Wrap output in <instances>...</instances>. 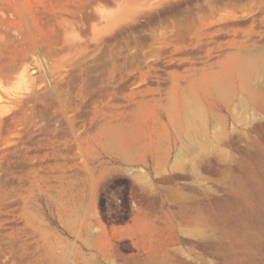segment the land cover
Segmentation results:
<instances>
[{
	"label": "rangeland",
	"instance_id": "374dc122",
	"mask_svg": "<svg viewBox=\"0 0 264 264\" xmlns=\"http://www.w3.org/2000/svg\"><path fill=\"white\" fill-rule=\"evenodd\" d=\"M84 1L0 0V264H264V0L129 7L99 48L68 52L55 18L78 46ZM230 55L261 74L206 111L191 70ZM95 107L125 111L110 118L125 155L101 144Z\"/></svg>",
	"mask_w": 264,
	"mask_h": 264
},
{
	"label": "bare ground",
	"instance_id": "6f19581e",
	"mask_svg": "<svg viewBox=\"0 0 264 264\" xmlns=\"http://www.w3.org/2000/svg\"><path fill=\"white\" fill-rule=\"evenodd\" d=\"M58 1V0H57ZM106 1V4H102L101 1L99 0H85L84 3H85V6H82L85 7L84 8V11H88V15H86L85 13V16L83 15V13H81L84 18L86 17V19L88 20V22L84 21V23L86 22L88 24V28L84 27L86 30L88 29V32L85 33V30H83V35L85 36L86 34V37L84 38L83 35H81L80 37H83L82 39H79V37L76 36L77 40L81 41L80 44L78 46H76L77 44L75 43L74 39L72 37H74L75 33H69L67 31V24H69V28H71V26L73 25V19L71 20H68V18H64L65 17V14H64V17L63 14L61 16V13L59 14V16L61 17H57L55 18V23L54 24L57 28L61 27V32H59L58 34V38L56 39L57 42H59V46H60V42L62 41H66L65 42V45H66V48L68 50V52H72L73 49L76 51L77 50V47H79L80 49L82 50H88L89 49V45H91L92 43V46H95L97 43L99 44L103 37L106 36L107 34L110 35L111 31H113L114 29H116L119 25L121 26V23L125 20V15H126V12H127V8L131 7H135L136 9V12L137 10H140L141 7H145V6H151L153 3H160L161 2L163 3L162 0H111V5L109 4V2L107 0H104L103 3H105ZM166 1L165 3H167V0H164ZM187 1V0H186ZM79 2V1H78ZM135 2V4H134ZM238 2V0H237ZM239 3V2H238ZM221 5V4H220ZM109 6H112V9L109 7ZM233 6V5H232ZM251 6V5H250ZM59 7V6H58ZM68 7V6H66ZM65 7V8H66ZM82 7V9H83ZM189 7V6H188ZM205 7V6H204ZM239 7V6H238ZM75 8V7H74ZM74 8L72 10H74ZM77 8V7H76ZM79 8V7H78ZM77 8V10H78ZM152 8V7H151ZM154 8V7H153ZM203 8V6H202ZM134 9V10H135ZM142 9V8H141ZM191 9V8H190ZM205 9V8H203ZM59 10H61L62 12L66 13L67 11L64 10V9H60L59 7ZM224 10V9H223ZM70 11V10H69ZM80 11V9H79ZM83 12V10H81ZM85 11V12H86ZM222 11V10H221ZM231 11V10H230ZM233 11V10H232ZM197 12V11H196ZM68 13V12H67ZM139 14L141 13L138 12ZM143 13V11H142ZM141 13V14H142ZM153 13V12H152ZM58 14V13H57ZM70 14V13H69ZM73 14V13H71ZM79 14V13H78ZM77 14V17L78 18H75V19H79V16H80V19H81V15H78ZM193 14V13H192ZM55 15V14H54ZM74 15V14H73ZM136 15V14H135ZM133 14V16H131L133 19V17L135 16ZM223 15V14H222ZM66 17H69V16H66ZM76 17V15L74 16ZM143 17V16H142ZM63 18V19H62ZM72 18V17H70ZM69 18V19H70ZM137 18V17H136ZM222 18V17H221ZM224 18V17H223ZM227 18V17H226ZM129 19V18H128ZM130 19V20H131ZM221 20V19H220ZM77 22V20H75ZM79 21V20H78ZM177 21V20H176ZM47 22V21H46ZM75 22V23H76ZM80 22V21H79ZM78 22V23H79ZM82 22V21H81ZM132 22V20L130 21ZM135 22V20H134ZM185 22V21H184ZM221 22V21H220ZM219 22V23H220ZM67 23V24H66ZM83 23V22H82ZM81 23V25H82ZM83 23V24H84ZM128 23V21H127ZM187 23V22H186ZM194 23H196V20H194ZM208 23V21H207ZM215 23V22H214ZM70 24H72L70 26ZM166 24V23H165ZM218 24V23H217ZM224 24V23H223ZM62 25V26H61ZM15 26V25H14ZM86 26V24H85ZM119 26V27H120ZM124 26V25H123ZM63 27V28H62ZM76 27V30H77V26H73V28ZM80 27L81 29H84L83 26H78ZM167 27V25H166ZM215 27V26H214ZM14 28V27H13ZM122 28V27H120ZM125 28V26H124ZM9 29V27H8ZM15 29V28H14ZM73 31V29H71ZM74 29V31H76ZM79 30V29H78ZM77 30V31H78ZM120 30V29H119ZM71 31V32H72ZM82 31V30H81ZM189 31V30H188ZM156 32V31H155ZM164 32V31H163ZM10 33V32H9ZM19 33V32H18ZM79 33V32H77ZM81 33V32H80ZM79 33V34H80ZM180 33V32H179ZM188 33V32H187ZM23 34V32L21 33ZM20 34V35H21ZM78 34V35H79ZM119 34V33H118ZM162 34V33H161ZM158 35V36H164L166 34H162V35ZM25 35V34H24ZM23 35V36H24ZM57 35V34H56ZM139 35V34H138ZM220 35V34H219ZM11 36V34H10ZM169 36V35H167ZM216 36V35H215ZM54 37V36H53ZM151 37V36H150ZM170 37V36H169ZM207 37V36H206ZM218 37V36H217ZM146 38V37H145ZM155 38V37H154ZM153 38V39H154ZM253 38V37H252ZM54 39V38H53ZM73 39V40H72ZM114 39V38H113ZM156 39V38H155ZM163 39V38H161ZM84 40V42H83ZM216 40V38H215ZM38 41V40H37ZM130 41V40H129ZM169 41V40H168ZM185 41V40H184ZM55 42V41H54ZM193 42V41H192ZM95 45H94V44ZM141 43V42H140ZM154 43V42H153ZM101 44V43H100ZM99 44V46H100ZM116 44V43H115ZM97 46V45H96ZM55 47V46H54ZM62 47V45H61ZM97 48H99L97 46ZM163 48V46H162ZM256 48V47H255ZM258 48V47H257ZM63 49L65 50V47L63 46ZM61 48V50H63ZM94 49V48H93ZM154 49V48H153ZM201 49V48H200ZM58 50V49H57ZM92 50V49H91ZM101 51V50H100ZM159 51V50H158ZM198 51V50H197ZM249 51V50H248ZM54 52V51H53ZM61 53V51H59ZM58 52V53H59ZM74 52V51H73ZM77 52V51H76ZM82 52V51H81ZM88 52V51H85V53ZM153 52V51H152ZM224 52V51H223ZM59 53V54H60ZM63 53V52H62ZM76 54V53H75ZM88 54V53H87ZM87 54H84L85 56ZM68 55V54H67ZM72 55V54H71ZM81 55V54H80ZM84 55H82L84 57ZM241 55V54H240ZM69 56V55H68ZM73 56V55H72ZM78 57V55H76ZM242 56V55H241ZM89 57V56H87ZM133 57V56H132ZM136 57V56H134ZM138 57V56H137ZM244 57V56H243ZM69 58V57H68ZM66 60V62L68 63L67 66H69V64L71 65H75V66H78L76 65L77 63H83V59L79 56L77 59L76 57H74V59H68ZM76 58V59H75ZM81 58V59H80ZM126 58V57H124ZM204 58V57H203ZM249 58V57H248ZM65 59V58H64ZM85 59H88V58H85ZM84 59V60H85ZM91 59V58H90ZM93 59V58H92ZM111 59V58H110ZM128 59V58H126ZM144 59V58H143ZM142 58H139V60L142 62L143 61ZM96 60V59H95ZM263 60V59H262ZM88 61V60H87ZM120 61V60H119ZM131 61V59L129 60ZM109 63V62H108ZM114 61L112 62L111 64V67L112 69L115 67L114 65ZM137 63V61H136ZM264 64V63H263ZM263 64L261 66H263ZM65 65V64H64ZM117 65V64H116ZM131 65V64H130ZM138 65H139V62H138ZM204 66L201 67V68H194V69H190L192 71V78L190 79L192 84L190 85V90L194 93L192 95L194 96H201L202 95V100L203 102L205 103V109L206 111L207 110H210L211 112H217L218 110H220L222 107H224V105H228L231 101H233L235 99V77L236 79L238 80V84H239V87L244 90V91H250L249 90V84L251 82V80H253L254 78L256 77H259L260 74H261V71L259 69V65L252 61V62H249L248 60H246L245 58H242V57H238V56H235V55H230V56H227V58H222L219 60H216V61H213L211 60V58H209V60H207L206 62H204L203 64ZM119 66V65H117ZM123 65H120V67H122ZM72 67V66H71ZM70 67V68H71ZM89 67V66H88ZM61 68H64V67H61ZM69 68V69H70ZM74 69L77 68V67H73ZM86 68V67H85ZM264 68V67H263ZM66 69V68H65ZM68 69V70H69ZM78 69V68H77ZM63 69H61L62 71ZM73 70V69H72ZM76 70V69H75ZM123 70V69H122ZM189 70V71H190ZM65 71V70H64ZM67 71V70H66ZM65 71V72H66ZM108 72H111V70L108 68L107 69ZM60 74V73H58ZM57 74V75H58ZM66 74V73H65ZM70 74V73H69ZM122 74V73H121ZM263 75H264V70H263ZM53 76V75H52ZM62 76V75H61ZM71 76V75H70ZM64 78H66V76H63ZM74 77V76H73ZM96 77V76H94ZM114 77V76H113ZM117 78V77H116ZM71 79V78H70ZM99 79V78H98ZM66 80V79H65ZM76 80V79H75ZM114 80V79H113ZM262 80V79H261ZM87 81V80H86ZM89 81V80H88ZM111 81V80H110ZM58 82L59 80H55L54 83H56V85H54V88L53 90L51 91L49 89V92L48 93H52V92H56L59 99H60V94H64L65 96H67L68 93V89L66 90H63L60 85H63V84H60L58 85ZM68 81H66L67 83ZM70 82V81H69ZM72 82V81H71ZM75 82V81H74ZM81 82L82 83H85V80L84 79H81ZM94 82V81H93ZM99 82V81H97ZM104 82V80H103ZM107 82V81H106ZM114 82V81H113ZM60 83V82H59ZM89 83V82H88ZM74 85V84H73ZM175 85V84H174ZM173 85V87H174ZM49 86H51V83H48L47 84V87L49 88ZM71 86V85H70ZM86 87V86H85ZM175 87H178L175 85ZM174 87V88H175ZM172 88V87H171ZM172 88V89H174ZM71 89V88H70ZM76 89V88H75ZM96 89V88H94ZM98 89V88H97ZM48 90V89H47ZM172 91V90H171ZM175 91V90H174ZM47 92V91H45ZM94 92V91H93ZM140 92H135L134 94H139ZM172 93V92H171ZM88 94V93H87ZM173 94V93H172ZM172 94H170V97L172 96ZM196 94H199V95H196ZM52 96V94H50ZM174 95V94H173ZM252 95V94H251ZM254 95V93H253ZM72 98V97H71ZM70 98V99H71ZM174 98V97H173ZM255 98L256 95H255ZM259 98V97H258ZM175 99V98H174ZM50 100V99H49ZM171 100H172V97H171ZM170 100V101H171ZM255 100V99H254ZM27 103H29L30 101V98L28 100H26ZM176 101V100H175ZM179 101H181L179 99ZM260 101V98L258 100V102ZM62 102V101H61ZM75 102V100H74ZM139 105V102H135ZM203 103V104H204ZM134 104V102H133ZM136 104V105H137ZM175 104V103H174ZM173 104V105H174ZM52 105V104H51ZM103 105V104H102ZM56 106V105H54ZM107 106V104H106ZM128 106V105H127ZM176 106V105H175ZM103 107V106H101ZM100 107V108H101ZM108 107V106H107ZM114 107V106H113ZM123 107V106H122ZM174 107V106H173ZM56 108V107H55ZM124 108V107H123ZM126 108V107H125ZM177 108V107H176ZM192 106H187L186 107V110L183 109V112H182V116H181V120L180 121H183V122H186V123H189V112L191 110ZM81 109V108H80ZM79 109V110H80ZM97 107H95V113L93 114V117L92 119H99V117L101 118L100 121H104V123H102L100 126H98V130H97V136L99 137L100 141H101V144L104 146V148H106L107 150L111 151V152H114V153H118L120 155H125L127 150H128V146L126 144V134L123 130L120 129L119 125L115 124L114 126H111L110 125V118H121L124 114L125 111H112V113H106L103 111H97ZM117 109V108H116ZM175 109V108H174ZM82 110V109H81ZM110 110V109H109ZM108 111V110H107ZM170 111H173L174 113V110H170ZM189 111V112H188ZM169 112V111H168ZM178 112V110L176 111ZM76 113V112H75ZM173 113H171L172 115L169 116V122L171 124V126L173 127V129L175 128V125H179V123L176 121H174V117H173ZM76 114H79V113H76ZM80 114H81V111H80ZM84 114V113H83ZM95 114H98V115H95ZM1 115V114H0ZM168 115V114H167ZM209 115V114H208ZM213 115V114H212ZM215 115V114H214ZM218 115V114H217ZM216 115V116H217ZM81 116V115H80ZM79 116V118H80ZM205 116V114H204ZM75 117V116H74ZM219 117V116H217ZM67 118V117H66ZM124 118V117H123ZM91 119V120H92ZM117 121V120H116ZM32 123V122H31ZM35 124V123H34ZM31 125V124H30ZM188 125V124H187ZM27 126V125H26ZM29 126V125H28ZM33 126V125H31ZM184 126V125H183ZM27 128V127H26ZM32 129V128H31ZM70 129V128H69ZM30 130V129H29ZM31 131V130H30ZM34 132V131H33ZM23 133V132H22ZM18 134V133H17ZM16 134V135H17ZM22 135V134H21ZM31 135V134H30ZM78 135V133H77ZM20 136V135H19ZM23 136V135H22ZM26 137V135L24 136ZM23 138V137H22ZM25 139V138H24ZM28 141V140H25V142ZM17 142V141H16ZM24 142V143H25ZM29 142V141H28ZM15 143V142H14ZM27 143V142H26ZM77 144V143H76ZM60 165V164H59ZM88 171V170H87ZM64 172V171H63ZM62 172V173H63ZM5 173V172H4ZM60 173V172H59ZM82 173V172H81ZM64 174V173H63ZM73 174V173H72ZM71 174V175H72ZM1 175V174H0ZM75 175V174H74ZM78 175V174H77ZM2 176V175H1ZM70 175L68 174V177ZM58 177V176H57ZM72 176H70L71 178ZM76 178V177H75ZM72 179V178H71ZM2 182V180H1ZM0 182V183H1ZM69 184V183H68ZM67 184V185H68ZM77 184V183H76ZM80 184V183H79ZM62 185V184H61ZM66 185V184H64ZM72 186V184H70ZM74 185V184H73ZM78 185V184H77ZM82 184H80L79 186H81ZM63 186V185H62ZM1 187V186H0ZM56 187V186H55ZM68 187V186H67ZM2 189V188H1ZM86 192V191H85ZM64 194V193H63ZM87 195V194H86ZM73 197V196H72ZM77 198V197H76ZM91 220V219H90ZM90 229V228H89Z\"/></svg>",
	"mask_w": 264,
	"mask_h": 264
}]
</instances>
